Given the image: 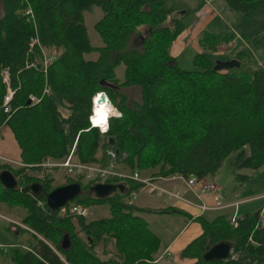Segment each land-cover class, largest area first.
Segmentation results:
<instances>
[{
  "label": "trees",
  "instance_id": "trees-1",
  "mask_svg": "<svg viewBox=\"0 0 264 264\" xmlns=\"http://www.w3.org/2000/svg\"><path fill=\"white\" fill-rule=\"evenodd\" d=\"M0 1V69H8L14 90L10 111L4 113L0 106V125L11 132L19 161L29 165L12 169L0 164V169L7 168L14 175L38 170L34 166L38 162L63 159L71 149L78 162L106 164V148L116 158L124 155L120 163L126 170L151 169L152 177L177 174L202 180L212 176L232 153L238 168L257 169L264 164V69H216L212 59L202 53L192 57L195 69L179 68L168 47L183 29V15L165 23L176 8L166 6L164 0ZM223 2L242 15L264 11V0ZM26 4L33 11L35 29L20 14ZM91 6L102 12L93 24L102 43L97 47L90 45L83 24L82 13ZM141 27L147 31L142 36ZM35 34L43 47L59 52L46 67L49 94L36 104H26L27 95H39L45 82L37 67H25V61L40 60L36 47L32 53L27 50ZM134 35L139 36V48L129 46ZM228 38L205 32L199 43L213 48ZM92 51L97 53L94 60L83 58ZM120 63L123 79L117 81L114 68ZM129 86L139 87V102L130 106L119 91ZM98 92L106 93L122 113L119 118H108L104 133L87 121L91 98ZM3 94L0 78V103ZM31 181L23 174L18 184ZM51 182L50 176L40 182L45 192L59 186ZM70 182L81 185L80 178H67L63 184ZM119 182L123 190L104 199L87 192L92 182L81 185L83 194L71 201L87 206L105 203L108 216L89 221L78 217L77 229L68 215L49 209L42 194L34 196L0 185V204L22 208L19 223L34 232L29 233L26 249H13L10 264H154L152 254L159 239L138 214L140 209L124 201L129 190L139 185ZM151 212L185 214L171 206ZM193 220L199 224L200 234L180 252L181 257L193 259L190 264H264L259 209L237 216L235 226L222 215L210 221L201 216ZM64 236L66 247L61 245ZM221 240L230 244L228 257L204 261L206 247ZM106 241L111 243L110 256L100 259L94 247Z\"/></svg>",
  "mask_w": 264,
  "mask_h": 264
},
{
  "label": "rangeland",
  "instance_id": "rangeland-1",
  "mask_svg": "<svg viewBox=\"0 0 264 264\" xmlns=\"http://www.w3.org/2000/svg\"><path fill=\"white\" fill-rule=\"evenodd\" d=\"M166 6L175 7L173 12L165 23L168 25L173 17H179L183 11H187L186 15L182 17V23L184 31L181 35L174 39V42L170 43L168 47V53L173 57V63L179 68L184 70H193L195 66L192 64V56L197 53H202L208 58L212 59L213 65L215 61H226L232 59L233 56L239 63V70L252 71L256 68L257 62L264 63V11L262 9H256L253 14H249L247 17L241 16L240 22L236 20L230 24V21L222 9H225L229 13H236L228 9L223 0H164ZM204 1V3H202ZM1 6V1H0ZM1 14V10H0ZM83 24L86 29V34L91 46H101V40L94 30L93 24L100 18L102 12L99 7L91 6L89 9L83 11ZM237 15V14H235ZM239 19V20H240ZM230 28L235 29L241 35L233 31V35L230 29H227V25ZM230 24V25H229ZM145 28V27H144ZM205 28V29H204ZM205 30V31H204ZM216 32L224 33L229 37L226 41H220L215 47L209 48L204 44H200L199 41L195 42L194 37L201 33ZM146 30L140 28L139 35H145ZM241 36V44L234 48V44L239 39L235 37ZM135 36V35H134ZM194 42V44H193ZM140 39L139 36L133 38L129 42L130 47L139 48ZM238 44V43H237ZM52 51L59 52L52 47L45 49L46 53ZM97 56L96 52H89L83 54V58L86 60H94ZM123 64L120 63L114 68V75L117 81L123 79ZM127 98V105L136 104L139 102V87L129 86L119 89ZM99 131V130H98ZM100 132V131H99ZM109 155L106 159L112 166L118 169H124L125 166L120 163V159L124 157L122 154L120 158L113 156V152L106 148L105 150ZM112 152V153H111ZM101 154V151L97 152V156ZM235 155L229 154L222 161L221 165L213 175V182L219 188L231 193L232 196L244 197L246 195L259 194L264 191V165L257 169L238 168L235 163ZM154 170H142L141 175L148 176ZM28 173H31L28 172ZM63 171H54L51 175L52 185L63 184L67 178L63 176ZM237 174L244 177H237ZM210 177V176H209ZM83 186L85 179L80 180ZM94 183V182H93ZM143 193V192H142ZM183 196V195H182ZM186 198L185 196H183ZM232 197V198H236ZM156 197L152 199L155 200ZM158 199V198H156ZM188 199V198H186ZM126 200V199H125ZM124 200V201H125ZM132 200L131 205L134 203ZM163 201L162 199H158ZM167 202L171 200H164ZM191 201V200H190ZM195 203V202H194ZM24 210L20 207L8 208L4 204H0V264H10V255L14 248H24L22 245L27 244L31 239L29 232H27L23 225L19 223ZM153 215V214H152ZM181 218H185V214L180 213ZM108 216L107 204H98L88 206V214L84 218L86 221L95 220ZM166 216V215H161ZM74 227L77 229L76 220H71ZM158 225H166L168 223V216L156 218ZM196 222V221H195ZM175 221H172L168 228L167 233L172 234L174 230ZM111 243L109 241L100 242L94 247V252L100 259H106L110 256ZM108 253V255H107ZM172 258V257H168ZM173 260H171V264Z\"/></svg>",
  "mask_w": 264,
  "mask_h": 264
},
{
  "label": "built area",
  "instance_id": "built-area-1",
  "mask_svg": "<svg viewBox=\"0 0 264 264\" xmlns=\"http://www.w3.org/2000/svg\"><path fill=\"white\" fill-rule=\"evenodd\" d=\"M20 11H21L20 14L24 16L26 22H29L32 25L33 29H35L36 27L35 19L31 7L28 4H26L23 6V8ZM36 35L37 34H35L30 39L27 50L28 52L32 53L33 51L32 48L36 47L38 49L40 60L38 61L34 58L31 61H25V67L27 68L37 67V69L41 71V73L43 74L45 82L39 95L32 93L27 95L26 101H28V104H36L39 101H41V99L45 95L49 94V88L46 85V80H45V72L47 65L54 60L56 55V53H54L55 51L46 53L45 49L47 48L43 47L39 43V40ZM235 37L241 41V38L239 36L235 35ZM0 78H1V82L4 85V94L2 96L0 106L2 112L8 113L10 111L9 103L12 99L14 90L9 84L8 69L6 67H2L0 69ZM91 115L92 114L90 109V114L87 116V121L89 126L93 127V124L89 120V117ZM110 116H114V115H110ZM96 128H98L100 133L105 132L102 131L101 128L98 126ZM108 152L110 151H106V154L109 155ZM112 154L113 156H115L114 153ZM0 164H5L12 169H16L22 166H29L27 164L21 163L20 161H15L2 155H0ZM34 166L38 167L39 169L38 170L28 169L24 173H18L17 175H14L17 180V189H21L23 187L18 184V180L23 178V174L31 177L32 178L31 182L35 181L40 183L41 181H43V179H45L46 176L51 177L52 176L51 174L54 171H63L64 172L63 176L80 178V180L85 179L86 182L120 183L119 181H131L138 184L139 185L138 188L129 190L128 197L125 198L126 199L125 202L127 204H131L132 200L137 197L138 193L143 192L145 195L149 197L171 200L172 202L180 201L188 205H194L192 201L182 196V193L178 188H167L160 183V181H167L173 179L180 180L184 184L185 188L193 192L197 198H199L204 194H215L217 192V186L213 181L205 180V179L197 180L194 176H189L186 178L177 174H172L164 177H157V176L152 177L149 175L143 176L141 175V172L137 169H134L132 171L126 169L125 170L118 169L115 166H112L110 162H107L106 164L81 163L78 162L73 156L72 149L63 159L54 160L51 158H45L44 160L38 162ZM30 171L31 173H28ZM195 186L197 187L195 190H193V187ZM237 203L238 202H234L228 204V206L229 205L235 206ZM37 204L40 205L41 203L37 202ZM197 206L199 210L202 212L206 210H217L225 205L221 202V197L219 195H216L213 197V202L211 204L199 203V205ZM58 212L60 215H65V214L68 215L71 218V220H76L78 217L85 218L87 216L88 206L82 203H76L69 200L64 204V206L61 209L58 210ZM235 219L236 216L235 213H233L229 219V223L233 226L236 225ZM259 221L260 224L264 225V203L261 209L259 210ZM23 228L26 229L27 227L23 225ZM229 253H231L230 249H229ZM231 257L233 258L234 256L232 255Z\"/></svg>",
  "mask_w": 264,
  "mask_h": 264
},
{
  "label": "crops",
  "instance_id": "crops-1",
  "mask_svg": "<svg viewBox=\"0 0 264 264\" xmlns=\"http://www.w3.org/2000/svg\"><path fill=\"white\" fill-rule=\"evenodd\" d=\"M202 3H204V1H202ZM0 10L2 13V4L0 6ZM222 10L225 13L224 15L228 17L230 24L235 22L236 20L240 22L242 20L240 19L241 16L247 17L250 14V13L248 15H242L238 13L232 14L226 11L225 9H222ZM254 12L255 11L251 12V14H253ZM182 15H186V14H182ZM227 27H228L227 29H230L232 35H233V31L241 35L238 31H236L233 28H230L228 25ZM141 28L145 30L144 27H141ZM183 31H184V26L181 32L176 36V38H178ZM207 33H210V32H207ZM211 34L222 36V37H227L231 35V34L226 35L221 32L220 33L211 32ZM133 38H135V36H132V39ZM200 38H201V33L198 34L196 37H194V41L197 42L199 41ZM172 42H174V40ZM239 43L241 44L240 40L236 41L235 44L233 45L234 48L238 47ZM54 53L57 54L56 51ZM233 58L235 57L233 56ZM257 66H260L264 69V63L262 64L261 62H257ZM0 155L5 156L15 161H19V149L16 145V142L11 132L4 124L0 125ZM213 175L210 177H206L205 180L212 181ZM160 183L167 188H178L181 191L183 196H185L186 198L191 200L193 203L194 202L195 203L194 205H188L180 201H175V202L169 201L166 203L164 199H162L163 201L158 200L161 198H158V199L155 198L154 200L152 199L153 197H149L142 192L138 193L132 205L140 209L138 214L146 221L147 228L153 234H155L159 239V246L157 250L152 254L154 264H171V260H173L172 264H190L191 262H193V259L181 257L180 252L185 247V245H187L192 239H194L196 236L200 234V231H201L200 226L197 222L193 220L194 217L201 216L205 220L210 221L215 216L222 215L227 220H229L233 213H235V216L237 217L245 212H251L257 209L260 210L264 203V191L259 194L246 195L244 197H236L235 195L232 196L231 193H227V191L223 190V188H219L217 186V192L215 194H204L200 196L199 198H197L194 195V193L187 190L184 184L178 179L160 181ZM196 187L197 186L193 187V190H195ZM216 195H219L221 197V202L225 206L217 210H206V211L201 212L197 205H199V203L211 204L213 202V197ZM232 197H236V198H232ZM234 202H238V203L235 206L234 205L228 206V204H231ZM168 206L184 211L186 214L185 218L182 219L180 213L178 212H167V213H161V214H154L153 212H151L152 210L164 208ZM161 215L168 216L169 222L166 223V225L160 226L156 223L157 222L156 218L166 217V216H161ZM172 221H175L174 230L172 231L173 233L166 234L167 228ZM25 230L29 233H34L28 228H26ZM29 241L30 240H28V242ZM25 245L26 244L22 245L24 249H26ZM168 257H172V258H168Z\"/></svg>",
  "mask_w": 264,
  "mask_h": 264
},
{
  "label": "water",
  "instance_id": "water-1",
  "mask_svg": "<svg viewBox=\"0 0 264 264\" xmlns=\"http://www.w3.org/2000/svg\"><path fill=\"white\" fill-rule=\"evenodd\" d=\"M213 66L216 69L232 67L235 68L239 66V63L235 58H232L226 61H215ZM26 104H28V101H26ZM109 140L110 143H112V140ZM0 185L8 190L17 189V180L14 174L7 168L0 169ZM123 187L124 186L120 183L95 182L89 185V187L87 188V192L92 194L96 198L104 199L116 190L122 191ZM20 190L34 196L42 194L44 196L46 206L49 209L56 211L61 209L67 201L72 200L80 194H83V191L81 190V185L77 182H70L63 185H59L54 187L50 191L45 192L42 188L41 183L33 181L23 186ZM61 245L63 247H66V236L63 237ZM229 249L230 244L228 242L224 240L218 241L213 245L206 247V249L202 253V259L204 261L226 259L229 255Z\"/></svg>",
  "mask_w": 264,
  "mask_h": 264
},
{
  "label": "clouds",
  "instance_id": "clouds-1",
  "mask_svg": "<svg viewBox=\"0 0 264 264\" xmlns=\"http://www.w3.org/2000/svg\"><path fill=\"white\" fill-rule=\"evenodd\" d=\"M101 97H103V102L101 101ZM93 103V114L89 117V120L92 124L99 125L102 131L108 130V117L110 115H114L116 117H121L122 113L116 110L108 98L107 94L104 92H98L92 97Z\"/></svg>",
  "mask_w": 264,
  "mask_h": 264
},
{
  "label": "bare ground",
  "instance_id": "bare-ground-1",
  "mask_svg": "<svg viewBox=\"0 0 264 264\" xmlns=\"http://www.w3.org/2000/svg\"><path fill=\"white\" fill-rule=\"evenodd\" d=\"M100 102H103V97H102V99H101V101H100ZM92 110H93V103H92L91 114H93V111H92ZM91 123H92V122H91ZM97 126H98V127H100L99 125H95V126L93 125V127H97ZM100 128H101V127H100Z\"/></svg>",
  "mask_w": 264,
  "mask_h": 264
}]
</instances>
